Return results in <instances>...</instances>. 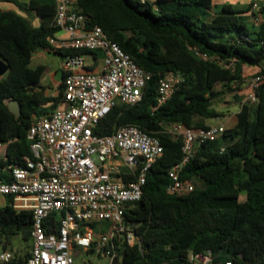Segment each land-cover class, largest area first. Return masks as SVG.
<instances>
[{
    "label": "trees",
    "instance_id": "obj_1",
    "mask_svg": "<svg viewBox=\"0 0 264 264\" xmlns=\"http://www.w3.org/2000/svg\"><path fill=\"white\" fill-rule=\"evenodd\" d=\"M4 1L33 11L39 20L35 27L22 15L0 9V56L10 67L9 76L0 81V142L5 144L0 180L10 181L9 167L31 156L32 117L59 107L64 84L57 96H47L42 84L46 68L31 67L33 55L48 49L49 39L59 31L55 0ZM76 8L151 75L141 101L115 107L94 134L108 136L134 125L158 137L164 147L163 157L148 173L142 200L125 214V224L141 246L116 241L113 264H188L191 253L206 250L217 262L264 264V85L257 91V103L241 102L235 124L218 140L196 146L180 173L196 190L182 197L167 192L169 172L183 159L182 139L167 129L210 127L207 120L224 117L214 101L244 83L246 67H260L258 74H264V22L249 25L252 5L238 9L215 0H76ZM258 15L264 16V3L253 14ZM169 73L180 74L183 82L158 106L159 82ZM11 101L20 103V117L9 110ZM61 216H51L48 231L58 232ZM32 224V213L16 210L9 198L0 209V244L7 249L20 234L25 241L31 239ZM31 249L14 254L7 264H28Z\"/></svg>",
    "mask_w": 264,
    "mask_h": 264
},
{
    "label": "built area",
    "instance_id": "obj_2",
    "mask_svg": "<svg viewBox=\"0 0 264 264\" xmlns=\"http://www.w3.org/2000/svg\"><path fill=\"white\" fill-rule=\"evenodd\" d=\"M140 2L146 4L148 0ZM55 3L59 31L49 39L45 51L65 53L62 103L67 107L32 117L28 131L31 156H22L9 167L11 180H0V195L11 198L16 210L32 213L28 264H73L74 253L82 250L110 258L113 264L118 252L116 241L141 246L140 238L125 224V214L142 200L148 173L163 157L164 147L158 137L134 125L123 126L108 136L95 135L94 128L115 107L139 103L151 75L101 27L89 25L87 16L76 8V0ZM71 51L101 53L103 71L90 72L86 56ZM182 82L180 74L164 76L159 82L158 106L165 104ZM263 85L264 74L247 80L246 101L257 103V91ZM226 130L224 124L199 129L174 125L167 129L183 141L182 162L169 172L168 194L182 197L196 190L195 183L182 180L180 173L196 146L218 140ZM4 154L5 144L0 142V157ZM54 214L62 215L58 232L48 231ZM103 225L108 229L100 232ZM13 257L2 252L0 264ZM188 264L233 262H217L215 254L206 250L191 253Z\"/></svg>",
    "mask_w": 264,
    "mask_h": 264
},
{
    "label": "rangeland",
    "instance_id": "obj_3",
    "mask_svg": "<svg viewBox=\"0 0 264 264\" xmlns=\"http://www.w3.org/2000/svg\"><path fill=\"white\" fill-rule=\"evenodd\" d=\"M134 1H141V0H134ZM216 3H232L235 4L238 9L240 6L237 5L238 0H215ZM150 4H153V0H148ZM247 9V8H246ZM37 25V22H35ZM249 25L252 26V23L249 22ZM64 62V58L62 55L54 53L53 51L42 52L39 51L33 55V60L31 63L32 68H36L37 66H44L46 68V73L43 77L42 84L50 89L48 90L51 95L55 94L54 85L56 83H60L62 80V65ZM102 65V62H99ZM0 65L4 66L3 69L0 70V81L5 80L10 74V67L7 60L0 56ZM6 67V68H5ZM260 72L259 68H250L246 67L244 69V83L241 84L239 87H235V91L233 93H227L222 97V99H217L214 101V108L224 114V117L218 119H211L207 120V124L211 126L219 125L224 122L225 120V127H231L236 122V112L241 108L242 103H239L235 99V95H242V92L247 89L246 81L249 80L251 77L255 76ZM240 88V89H239ZM217 90H221L219 87ZM247 99V96H246ZM246 101V100H245ZM97 160V158H94ZM126 172V170H123ZM9 200V197H5L0 195V207H4L6 202L3 200ZM244 199V197L242 198ZM9 202V201H8ZM99 235V234H97ZM32 246V239L27 241L24 240L23 236L17 235L13 237L12 242L10 245L7 246V249L4 248L3 244H0V254L4 251L12 253V254H21L25 251L30 252V247ZM75 254V253H74ZM73 264H110V258H105L103 255L98 253H90L88 251L82 250L78 255L73 256Z\"/></svg>",
    "mask_w": 264,
    "mask_h": 264
},
{
    "label": "crops",
    "instance_id": "obj_4",
    "mask_svg": "<svg viewBox=\"0 0 264 264\" xmlns=\"http://www.w3.org/2000/svg\"><path fill=\"white\" fill-rule=\"evenodd\" d=\"M18 1H20L21 3H29L31 0H18ZM263 3H264V0H238L237 5L240 6L241 9H246L250 5H252V11L250 13H248V16L251 17V19L249 20V22L252 23V24H254V25H259L262 22H264V16L263 15H258L257 17H255V16H253V14L254 13H258L259 8H260V6ZM219 4H223V3H219ZM256 5H257V7H255ZM0 9H2L3 11H14V12L22 15L23 17L27 18L32 23L33 26L38 27V25H39V20L36 18V14L33 11H25V10L17 7L16 5H14L13 3H10V2L4 1V0H0ZM35 22H37V25H35ZM41 51L42 52H47L45 50H41ZM85 56H86L87 63L89 65V68L88 69H89L90 72H92V73H101L103 71V60H102V56H101V58H98V59H96L95 56H93V55H85ZM100 61L102 62V65H100V63H99ZM250 68H259L261 70L260 67H250ZM62 77H63V71H62ZM63 81L64 80L62 78V80H61L60 83H56L54 85V88H55L56 91H55V94H53V95H51L50 92L48 91L51 86H49V88H48L47 85L46 86L43 85L46 88V94H47V96H57L60 93V86H61V84H62ZM42 82H43V80H42ZM248 93H249L248 89L244 90L242 92V95H245V97L244 96L243 97L241 96V99H239L240 101L239 100H237V101L239 103L245 102L246 96H248ZM66 107L67 106L65 104L61 103L57 109H65ZM240 109L236 112V114L240 111ZM224 123H225V120H224V122L222 121V123H220V124H224ZM3 201L6 202V205L9 203L8 202L9 200H7V199H5ZM1 208H3V207H0V209ZM107 229H108V225H103V227L101 228V230L99 229V231L100 232H105ZM75 254L78 255V252H75Z\"/></svg>",
    "mask_w": 264,
    "mask_h": 264
},
{
    "label": "water",
    "instance_id": "obj_5",
    "mask_svg": "<svg viewBox=\"0 0 264 264\" xmlns=\"http://www.w3.org/2000/svg\"><path fill=\"white\" fill-rule=\"evenodd\" d=\"M0 68L3 69L4 66L0 65ZM6 68V67H5ZM0 69V70H1ZM9 110L16 116V117H20L21 115V105L18 101H11L8 105ZM76 255V254H75Z\"/></svg>",
    "mask_w": 264,
    "mask_h": 264
}]
</instances>
